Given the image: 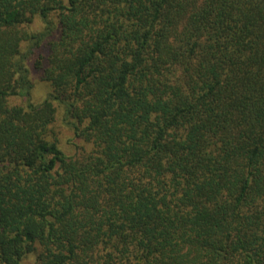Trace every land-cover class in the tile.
Segmentation results:
<instances>
[{
    "label": "trees",
    "instance_id": "1",
    "mask_svg": "<svg viewBox=\"0 0 264 264\" xmlns=\"http://www.w3.org/2000/svg\"><path fill=\"white\" fill-rule=\"evenodd\" d=\"M0 264H264V0H0Z\"/></svg>",
    "mask_w": 264,
    "mask_h": 264
},
{
    "label": "rangeland",
    "instance_id": "2",
    "mask_svg": "<svg viewBox=\"0 0 264 264\" xmlns=\"http://www.w3.org/2000/svg\"><path fill=\"white\" fill-rule=\"evenodd\" d=\"M36 27H38V25ZM32 71L33 89L31 91V100L39 101L47 95V93L50 91V87L48 83L41 79V73L37 72L36 70L34 71V68ZM13 102L24 103L25 99H13ZM60 118V113H58L55 126L59 130V138L63 148L66 149L69 154H72L74 152L77 140L74 138L73 132L67 126L63 125V122Z\"/></svg>",
    "mask_w": 264,
    "mask_h": 264
}]
</instances>
